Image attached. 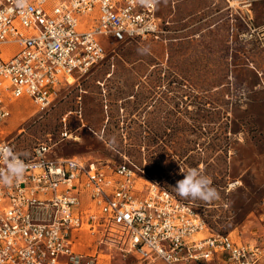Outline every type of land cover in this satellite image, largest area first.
<instances>
[{"label": "rangeland", "instance_id": "1", "mask_svg": "<svg viewBox=\"0 0 264 264\" xmlns=\"http://www.w3.org/2000/svg\"><path fill=\"white\" fill-rule=\"evenodd\" d=\"M230 13L225 0H160L157 14L170 26L159 39L109 45L47 109L15 101L3 137L24 156L48 142L59 158L110 168L129 161L191 203L215 233L264 247V0L252 34L235 33ZM193 168L219 199L176 194L180 170ZM96 245L85 233L79 250H97L98 264L135 262Z\"/></svg>", "mask_w": 264, "mask_h": 264}, {"label": "built area", "instance_id": "2", "mask_svg": "<svg viewBox=\"0 0 264 264\" xmlns=\"http://www.w3.org/2000/svg\"><path fill=\"white\" fill-rule=\"evenodd\" d=\"M258 1L225 0L235 33L256 32ZM169 26L148 0H0V173L9 157L25 165L22 179L0 183V264H98L97 250H79L85 233L134 264H264L263 246L215 233L129 161L59 158L48 142L24 156L2 135L15 101L47 109L109 45L157 40Z\"/></svg>", "mask_w": 264, "mask_h": 264}, {"label": "clouds", "instance_id": "3", "mask_svg": "<svg viewBox=\"0 0 264 264\" xmlns=\"http://www.w3.org/2000/svg\"><path fill=\"white\" fill-rule=\"evenodd\" d=\"M143 2V0H142ZM160 0H148L149 6L155 8ZM11 149H7L10 152ZM2 155V152H0ZM25 165L15 157H9L7 172L0 173V183L11 185L13 181H19L23 178ZM183 179L178 180L173 188L176 194L182 199L198 200L204 203H209L219 199V192L212 185V180L204 175L198 169H190L181 171Z\"/></svg>", "mask_w": 264, "mask_h": 264}, {"label": "bare ground", "instance_id": "4", "mask_svg": "<svg viewBox=\"0 0 264 264\" xmlns=\"http://www.w3.org/2000/svg\"><path fill=\"white\" fill-rule=\"evenodd\" d=\"M72 82H73V80H72Z\"/></svg>", "mask_w": 264, "mask_h": 264}]
</instances>
